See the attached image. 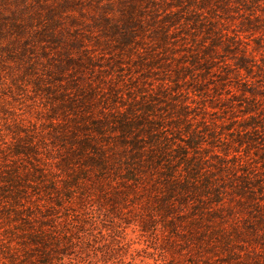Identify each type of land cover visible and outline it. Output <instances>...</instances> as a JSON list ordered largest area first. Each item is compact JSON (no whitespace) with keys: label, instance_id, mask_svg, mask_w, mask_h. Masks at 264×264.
<instances>
[{"label":"rangeland","instance_id":"rangeland-1","mask_svg":"<svg viewBox=\"0 0 264 264\" xmlns=\"http://www.w3.org/2000/svg\"><path fill=\"white\" fill-rule=\"evenodd\" d=\"M0 264H264V0H0Z\"/></svg>","mask_w":264,"mask_h":264}]
</instances>
